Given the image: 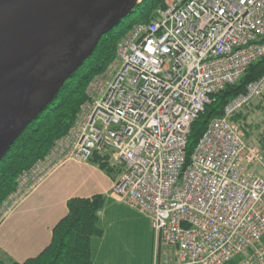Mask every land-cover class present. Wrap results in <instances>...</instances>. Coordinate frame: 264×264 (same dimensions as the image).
I'll list each match as a JSON object with an SVG mask.
<instances>
[{
	"label": "built area",
	"instance_id": "built-area-1",
	"mask_svg": "<svg viewBox=\"0 0 264 264\" xmlns=\"http://www.w3.org/2000/svg\"><path fill=\"white\" fill-rule=\"evenodd\" d=\"M262 57L264 0H164L119 41L74 128L19 178L0 223L59 165L101 155L120 170L111 196L150 220L153 264H264V150L234 121L264 94V75L185 155L213 96Z\"/></svg>",
	"mask_w": 264,
	"mask_h": 264
},
{
	"label": "trees",
	"instance_id": "trees-1",
	"mask_svg": "<svg viewBox=\"0 0 264 264\" xmlns=\"http://www.w3.org/2000/svg\"><path fill=\"white\" fill-rule=\"evenodd\" d=\"M163 6L164 0H140L118 26L101 37L90 57L9 148L0 161V208L17 190L19 178L74 128L83 106L89 102V83L109 69L115 60L119 41L135 25L149 22L153 11ZM263 75L264 57L248 65L237 82L213 96L211 103L191 126L185 148L186 162L207 124L222 115L229 100L243 93L248 84ZM243 109L234 116V120L240 126L245 140L255 137L254 144L264 150V123L248 122V114L244 115ZM91 162L107 173L114 168L105 156L94 155ZM105 200L102 194L91 198H71L66 204V215L52 229L49 244L37 256L9 264H92L91 241L103 235L98 222ZM0 264L3 263L0 261Z\"/></svg>",
	"mask_w": 264,
	"mask_h": 264
},
{
	"label": "water",
	"instance_id": "water-1",
	"mask_svg": "<svg viewBox=\"0 0 264 264\" xmlns=\"http://www.w3.org/2000/svg\"><path fill=\"white\" fill-rule=\"evenodd\" d=\"M140 0H0V161Z\"/></svg>",
	"mask_w": 264,
	"mask_h": 264
},
{
	"label": "crops",
	"instance_id": "crops-1",
	"mask_svg": "<svg viewBox=\"0 0 264 264\" xmlns=\"http://www.w3.org/2000/svg\"><path fill=\"white\" fill-rule=\"evenodd\" d=\"M119 174L118 168L107 173L91 161L68 160L59 165L33 192L8 208L0 223V261L9 264L37 256L49 244L53 227L66 215L68 200L102 194L106 200L98 225L103 235L91 241L92 264H120L110 259L106 234L111 225L107 209L110 203L119 204L110 194Z\"/></svg>",
	"mask_w": 264,
	"mask_h": 264
},
{
	"label": "rangeland",
	"instance_id": "rangeland-1",
	"mask_svg": "<svg viewBox=\"0 0 264 264\" xmlns=\"http://www.w3.org/2000/svg\"><path fill=\"white\" fill-rule=\"evenodd\" d=\"M246 113L248 122L264 123V94L253 99L246 109H243V114ZM247 141L256 144L255 137ZM115 201L119 204L110 203L111 208L107 209L106 214L111 224L110 228L106 229L108 248L112 250L110 259L120 264H153L154 233L150 220L144 213L133 209L124 201ZM118 248L120 252H116Z\"/></svg>",
	"mask_w": 264,
	"mask_h": 264
}]
</instances>
